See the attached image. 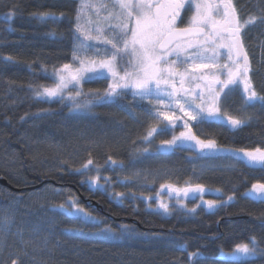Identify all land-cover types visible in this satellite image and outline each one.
<instances>
[{
	"label": "trees",
	"instance_id": "1",
	"mask_svg": "<svg viewBox=\"0 0 264 264\" xmlns=\"http://www.w3.org/2000/svg\"><path fill=\"white\" fill-rule=\"evenodd\" d=\"M12 2L19 4V10L10 22L9 8L0 6V178L13 188L0 183V218L12 206L15 219L6 237L0 233V261L10 264L19 253L22 264H187V255L180 250L187 244L189 251L202 253L199 264H230L220 258L221 250L231 252L251 234L264 237V203L243 196L252 183L264 182V172L225 158L198 159L190 150L157 152L172 132L156 134L150 144L145 142L142 138L149 127L163 128L164 124L152 120L143 111L148 105L133 100L130 94L104 104L94 100L85 112L72 110L66 99H37L29 84L53 86L52 66L71 61L78 0H9ZM237 7L242 17L260 15L264 0H239ZM49 10L57 15L64 12L66 18L50 25L32 15ZM53 28L55 35L50 34ZM247 32L245 45L253 77L260 82L258 90L264 92V68H257L260 59L264 64V25L257 23ZM9 55L13 61L5 62L3 58ZM107 83L93 80L83 84V91L102 92ZM233 99L229 111L239 115V98ZM121 104L131 112L122 111ZM248 111L253 116L242 129L206 124L203 132L199 128L193 131L201 139L214 136L223 147L264 149V110ZM108 156L123 164L124 170L109 168ZM89 158L99 168L102 189L86 182L96 175L95 169L89 175L76 171ZM104 177L111 183L105 184ZM186 182L204 184L212 193L220 188L231 194L235 189V202L217 215L198 208L193 215L173 209L165 216L149 208L148 203L155 204L154 198L144 200L154 197L161 184L182 188ZM68 197H74L101 226L119 231L121 225H128L136 236L113 242L93 237L90 232L97 229L53 211ZM18 229L23 230L26 244L16 234ZM251 264H264V256L251 258Z\"/></svg>",
	"mask_w": 264,
	"mask_h": 264
},
{
	"label": "snow or ice",
	"instance_id": "2",
	"mask_svg": "<svg viewBox=\"0 0 264 264\" xmlns=\"http://www.w3.org/2000/svg\"><path fill=\"white\" fill-rule=\"evenodd\" d=\"M0 6L9 8V22L19 10V4L9 0H0ZM259 11L260 15L242 17L234 0H78L72 24L71 61L52 66L53 86L29 84V88L37 99L72 101L74 111L88 109L94 100L104 104L130 94L133 100L151 105L143 111L152 120L158 124L167 122L163 128L149 127L142 138L145 142L150 144L154 135L172 131L171 139L162 140L157 152L171 154L176 150H190L198 159L225 158L264 172V149L223 147L214 136L201 139L193 131L199 128L203 132L206 124H218L232 131L242 129L252 119L249 109L264 110V92L255 85L254 69L245 45L247 30L257 23L264 25V7ZM32 15L41 24L50 25H58L66 18L64 12L57 15L51 10ZM50 34L55 35L54 28ZM3 59L13 61L11 55ZM43 71L47 76V69ZM93 80H106L107 87L102 92L96 89L84 93L83 84ZM234 97L239 98L240 107L236 110L239 115L229 111L235 103ZM120 108L131 112L126 105L121 104ZM143 151L148 152V148L144 147ZM107 161L112 170H124L123 164L118 165L111 156ZM94 169L96 175L86 182L90 187L102 189L99 168L91 158L76 171L89 175ZM104 183L110 184V178L104 177ZM160 189H167L170 195L175 193L181 208H186L183 199L191 198L194 207L186 208L188 214H196L199 208L209 215H217L236 198L235 189L231 194H225L220 188L212 193L201 183L186 182L182 188L161 184ZM206 194L215 198L205 199ZM243 196L264 203V182L252 183ZM156 203L157 214H171L172 209L159 199V193ZM53 211L97 229L90 235L104 242L136 236L128 225H121L119 231L101 226V221L80 207L74 197L54 206ZM14 219L12 206L3 210L0 233L5 237ZM16 234L22 244L27 243L22 229ZM262 243L264 237L251 234L247 242L236 243L231 252L221 250V255L230 264H251V258L264 256ZM180 250L186 253L187 264H199L202 258L199 250L189 251L187 244L181 245ZM0 264L7 262L0 261ZM10 264H22L19 253L11 258Z\"/></svg>",
	"mask_w": 264,
	"mask_h": 264
},
{
	"label": "rangeland",
	"instance_id": "3",
	"mask_svg": "<svg viewBox=\"0 0 264 264\" xmlns=\"http://www.w3.org/2000/svg\"><path fill=\"white\" fill-rule=\"evenodd\" d=\"M94 2H95V0H93ZM263 56H260L259 57V59L260 58H262ZM260 66H257V68L259 69V67L261 68L262 67V69L264 68V64H263V61L260 59ZM257 78H255L254 77V82H255V85H256V87H257V89H258V87L260 86V82H258V79L256 80ZM84 97H79L78 99H80V100H84L83 99ZM67 100V99H66ZM67 101H69L71 104H72V101H70V100H67ZM139 101V100H138ZM140 102H142V103H145V104H147L148 105V108H150L151 107V105H149L146 101H140ZM72 110H73V105H72ZM87 109H84V110H79V111H76V112H85ZM167 122L165 121V122H163V124H166ZM179 123H181V122H178V124ZM158 129H159V127H157ZM169 131H171V130H169ZM179 131H180V128L178 127L176 130H175V133L178 135L179 134ZM172 132V131H171ZM246 150H253V149H251V148H248V149H246ZM157 193H159V199H161V200H163L165 203H168L169 204V207H170V209H174V210H182V211H185L186 212V208H191V207H194V204H193V202H192V200L189 202L188 200L189 199H183V204L186 206V208H181V206H180V204H178L177 203V200H176V196H175V194L174 193H172L171 195L168 193V190L167 189H165V190H163V191H161V189H159V191H157L156 192V194H155V196L154 197H151V198H154V200H155V204H149L148 203V206L149 205H151V207H149V208H151L152 210H154V209H156L157 208V203H156V200H157ZM147 197H145L144 198V200L146 201V202H148L149 200L148 199H146ZM205 199H208V197L207 196H205L204 197ZM211 199V198H210ZM196 203H200V201L199 200H197L196 201ZM161 212H162V210H161ZM171 213H172V211H171ZM187 213V212H186ZM190 215H193V214H190ZM165 216H169V215H165ZM220 258H222V259H226V260H229L228 258H226V257H224V256H222V255H220Z\"/></svg>",
	"mask_w": 264,
	"mask_h": 264
},
{
	"label": "water",
	"instance_id": "4",
	"mask_svg": "<svg viewBox=\"0 0 264 264\" xmlns=\"http://www.w3.org/2000/svg\"><path fill=\"white\" fill-rule=\"evenodd\" d=\"M45 182H48V181H45ZM0 183H1L2 185H4V186L9 187L10 189H13V188H11V187L7 184V182H6L3 178H0ZM40 187H41V185L37 186L36 188H40ZM206 195H207V194H206ZM205 238L214 239V238H216V237H205Z\"/></svg>",
	"mask_w": 264,
	"mask_h": 264
},
{
	"label": "flooded vegetation",
	"instance_id": "5",
	"mask_svg": "<svg viewBox=\"0 0 264 264\" xmlns=\"http://www.w3.org/2000/svg\"><path fill=\"white\" fill-rule=\"evenodd\" d=\"M239 0H234V2L237 4ZM190 199V198H189Z\"/></svg>",
	"mask_w": 264,
	"mask_h": 264
}]
</instances>
